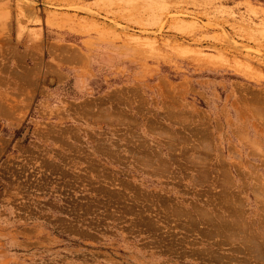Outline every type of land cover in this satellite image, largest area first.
Wrapping results in <instances>:
<instances>
[{
  "label": "rangeland",
  "instance_id": "374dc122",
  "mask_svg": "<svg viewBox=\"0 0 264 264\" xmlns=\"http://www.w3.org/2000/svg\"><path fill=\"white\" fill-rule=\"evenodd\" d=\"M0 264H264V0H0Z\"/></svg>",
  "mask_w": 264,
  "mask_h": 264
}]
</instances>
